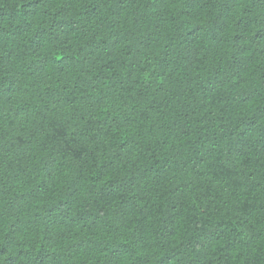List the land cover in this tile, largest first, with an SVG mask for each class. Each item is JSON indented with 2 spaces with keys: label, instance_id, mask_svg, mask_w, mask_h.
<instances>
[{
  "label": "trees",
  "instance_id": "16d2710c",
  "mask_svg": "<svg viewBox=\"0 0 264 264\" xmlns=\"http://www.w3.org/2000/svg\"><path fill=\"white\" fill-rule=\"evenodd\" d=\"M0 264H264V0H0Z\"/></svg>",
  "mask_w": 264,
  "mask_h": 264
}]
</instances>
